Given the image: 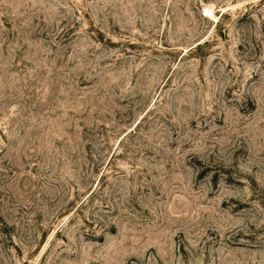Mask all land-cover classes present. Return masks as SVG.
Returning <instances> with one entry per match:
<instances>
[{
  "label": "rangeland",
  "instance_id": "rangeland-1",
  "mask_svg": "<svg viewBox=\"0 0 264 264\" xmlns=\"http://www.w3.org/2000/svg\"><path fill=\"white\" fill-rule=\"evenodd\" d=\"M0 264H264V0H0Z\"/></svg>",
  "mask_w": 264,
  "mask_h": 264
}]
</instances>
